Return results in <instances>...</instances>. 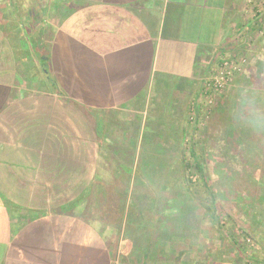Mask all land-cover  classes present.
I'll return each mask as SVG.
<instances>
[{"label": "crops", "instance_id": "1", "mask_svg": "<svg viewBox=\"0 0 264 264\" xmlns=\"http://www.w3.org/2000/svg\"><path fill=\"white\" fill-rule=\"evenodd\" d=\"M21 2L16 16L0 0V47L14 52L0 58V264H115L97 227L74 213L99 204L97 183H122L121 161L141 154L143 132L158 158L195 133L193 107L222 60H248L217 97L249 120L263 100L264 0ZM19 20L13 33L23 27L45 50L13 44L4 24ZM34 57L47 78L29 72ZM104 158L120 167L110 178Z\"/></svg>", "mask_w": 264, "mask_h": 264}, {"label": "rangeland", "instance_id": "2", "mask_svg": "<svg viewBox=\"0 0 264 264\" xmlns=\"http://www.w3.org/2000/svg\"><path fill=\"white\" fill-rule=\"evenodd\" d=\"M1 1L4 8H12V14L16 11L18 15L20 5L14 4V0ZM23 2L26 4L30 0H22L21 8ZM15 24L22 26L21 20L4 24L8 37L15 39L13 44L21 45L19 43L23 41L27 43V38L32 56L34 50L46 49L42 43L35 46L31 38L29 43V36H25L26 29L23 30V27L13 33ZM27 31L30 33L32 30ZM16 45L13 46L15 57L21 60L25 54L18 51ZM0 52V58L2 54L14 53H6L3 46ZM36 58L37 65L29 72H36L43 79L49 68L39 67L40 61ZM77 65L85 70L84 63L79 62ZM175 95L172 93L171 98H175ZM218 95L214 92L202 93V106L193 107L197 116L195 133L187 136L184 141H170L174 146L169 157L149 155L152 147L147 145V138L150 134L143 132L145 146L141 154L126 158L128 163L121 161L120 166L126 167L122 183H97L96 187L99 188L95 191L101 197L99 204L88 202L85 206L84 203L82 210L74 213L83 220L87 218L94 228L97 227L96 230L109 247L110 259L115 264H139L141 259V263L151 264L145 258L146 249H150V256L155 255V264H264V123L249 124L251 122L246 119V109H234L225 101L223 94L219 99ZM261 96L263 100L260 97L258 101L261 104L251 107L248 116L255 110L264 112V92ZM191 149L204 164L217 201L230 214L223 216L222 227L213 224L209 215L198 207L200 204L196 197L187 190L189 180L195 179V171L184 170L182 160L186 154L187 159L193 161ZM157 150L154 148V152ZM115 163V158L107 162L108 174L105 173V166L99 172L107 178L112 177L110 166L118 167L116 171L120 169ZM114 176L119 178L121 175L114 172ZM190 189L204 193L199 183H194ZM55 192V197H59L61 190ZM162 200L161 205H158ZM56 210L66 213L60 205L56 206ZM70 215H73L72 212ZM82 222L85 224V221ZM168 234L179 239L171 242L167 239ZM149 235L151 242L154 241L153 245L149 243ZM157 244H161L160 248ZM180 251L183 253L177 257Z\"/></svg>", "mask_w": 264, "mask_h": 264}, {"label": "trees", "instance_id": "3", "mask_svg": "<svg viewBox=\"0 0 264 264\" xmlns=\"http://www.w3.org/2000/svg\"><path fill=\"white\" fill-rule=\"evenodd\" d=\"M28 33V32H27ZM30 34V33H28ZM233 62V63H239L237 61H230V60H222L221 63L219 64V68L217 69L216 72H214L213 74H211V76H214L216 74H218L220 72V68L221 66L225 63V62ZM241 62V61H240ZM211 76L209 77V79L211 78ZM209 79L207 81H209ZM233 80V78H232ZM232 82V81H231ZM206 86L209 87L206 83ZM210 88V87H209ZM208 88V92H211L212 90H209ZM211 89V88H210ZM204 94H207L204 93ZM193 120L196 119V116L192 117ZM191 153V157H192V162L190 161V159H187L186 154L183 156V167L184 170L186 171H190L191 169L194 170V178L195 179H190L189 182L190 184L187 186L189 190L188 192L191 193V195L193 194V196L196 197V201L198 202V204H200L198 207L202 209V211L205 212L206 215H209V217L212 219L213 224L216 225L217 227H222V223H223V216L224 215H228L229 213L226 212V208L220 204L217 201V196H215V191L213 190V187L210 185L211 184V180L206 172V168L204 166V164L201 162V159L197 156L196 152L192 149L190 150ZM195 183V185H197V183H199L202 186V191L204 192L202 194L201 193H197L194 192V190H191L190 188H192V185ZM230 215V214H229Z\"/></svg>", "mask_w": 264, "mask_h": 264}, {"label": "built area", "instance_id": "4", "mask_svg": "<svg viewBox=\"0 0 264 264\" xmlns=\"http://www.w3.org/2000/svg\"><path fill=\"white\" fill-rule=\"evenodd\" d=\"M246 63V60L243 59L239 63H233V62H225L221 68L219 69L220 72L214 76H211L209 81H207V85L211 88L209 90H212L211 92L214 93H220L225 91L228 87L231 86L232 78L234 77V74L240 70V68ZM211 102V100H210Z\"/></svg>", "mask_w": 264, "mask_h": 264}, {"label": "clouds", "instance_id": "5", "mask_svg": "<svg viewBox=\"0 0 264 264\" xmlns=\"http://www.w3.org/2000/svg\"><path fill=\"white\" fill-rule=\"evenodd\" d=\"M249 120L254 123H264V112H260L259 110L253 111Z\"/></svg>", "mask_w": 264, "mask_h": 264}]
</instances>
